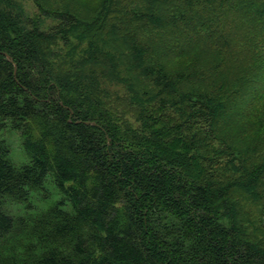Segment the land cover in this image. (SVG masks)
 Instances as JSON below:
<instances>
[{"label": "trees", "instance_id": "trees-1", "mask_svg": "<svg viewBox=\"0 0 264 264\" xmlns=\"http://www.w3.org/2000/svg\"><path fill=\"white\" fill-rule=\"evenodd\" d=\"M117 1L82 19L35 0L45 31L0 0V132L28 159L0 140V264H264V0H147L130 13L147 39L111 52L96 32ZM117 79L137 129L108 107ZM47 181L56 203L9 215Z\"/></svg>", "mask_w": 264, "mask_h": 264}, {"label": "rangeland", "instance_id": "rangeland-1", "mask_svg": "<svg viewBox=\"0 0 264 264\" xmlns=\"http://www.w3.org/2000/svg\"><path fill=\"white\" fill-rule=\"evenodd\" d=\"M103 2L104 0H40L41 4L51 10L73 12L74 14L76 13L80 15L82 19L85 18V15L88 16L93 12H99V14L103 15ZM19 3L29 17L39 20L43 30L50 31L52 28L57 26L58 23L56 21L50 17L42 16L35 0H19ZM105 6L110 13L108 15V19L103 22L101 30H98L96 33H99L98 39L101 37L100 40L105 43V49L107 51L113 52V50H116L117 52H128L134 44V42L132 43L133 39L136 43L137 40L141 38L147 39L149 31L147 33V30H141V24L137 23L130 15L132 9H138L140 12L145 13L150 7L147 0H118L115 5L110 2ZM85 32L86 30L84 27H79V29L75 30V33L72 36L82 37ZM70 40L71 44L77 43H75L73 38H70ZM86 44L87 40H83L80 48H84ZM58 47L62 48V41L58 42ZM119 61L121 69H125L127 66H130L127 58H121ZM166 63L168 64L167 67L171 72L175 71L179 66L177 61H168ZM129 86L130 84L126 81L118 79L117 81L105 84L107 93L106 100H108V107L114 115L120 117L131 129H137L140 127V124L138 123L137 111L134 108L135 105L132 101L130 104L131 95L128 93ZM193 88V86L186 87L184 85H180L177 90L179 91L180 89L181 91L187 92ZM232 111L233 110L229 112L230 115ZM229 113H227V116H229ZM0 140H3L9 147V158L16 168H20L28 163V159L22 147L19 132L11 129H5L0 132ZM261 197L264 198V196ZM60 198L61 195L58 190L52 183H50V181H47L41 191L30 193L27 202L15 203L8 201L6 204V211L15 220L18 218H27L28 215L34 216L39 213H43ZM262 201L264 203V199ZM255 202L257 201L245 202L243 210L244 214L248 218L253 219L254 222L260 219L261 210V204Z\"/></svg>", "mask_w": 264, "mask_h": 264}]
</instances>
